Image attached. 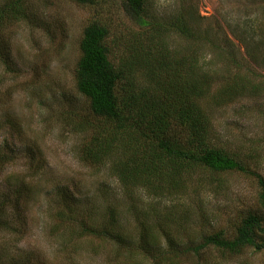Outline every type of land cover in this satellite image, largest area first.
Masks as SVG:
<instances>
[{"label":"rangeland","instance_id":"374dc122","mask_svg":"<svg viewBox=\"0 0 264 264\" xmlns=\"http://www.w3.org/2000/svg\"><path fill=\"white\" fill-rule=\"evenodd\" d=\"M4 1L0 0V5ZM151 1L162 16L182 10L196 32L205 36L194 45L171 34L168 43L184 53H198L199 65L218 80L217 88L224 79L219 77L228 78V70L236 69L215 57L214 42L221 44L222 51L234 52L250 77L257 75L251 79L260 84V93L246 91L223 102L208 98L201 105L212 116L211 143L264 176V0ZM33 4L34 16L33 7L29 9L33 23L15 21L0 27V42L14 65L10 72L0 64V153L12 151L15 157L0 171V201L9 189H15L16 181L34 176L28 169L31 158L41 168L35 179L28 177L33 189L30 200L21 204L17 214L12 202L8 206L13 223L0 229V264H154L137 253L141 237L151 230L160 238V263L170 255V238L186 246L199 244L215 233L229 236L248 211L261 212L257 181L238 172H199L182 194L157 198L144 188L127 191L121 187L113 170L115 162L128 157L121 155V144L116 143L105 160H86L84 149L95 134L93 130L105 121L92 116L75 86L83 30L95 20L110 22L112 39L121 43L118 47L122 50L125 27L131 26L130 30L134 25L122 13L121 0H100L93 7L73 0H38ZM224 35L235 48L226 44ZM247 48L260 65L250 61ZM9 174L15 175V180L9 179ZM198 177L205 182L199 183ZM65 191L74 196L72 214L92 219L91 225L98 226L101 216L116 209L123 228L117 233L137 256L128 259L126 255L119 261L109 243L94 237L78 238L67 227L68 220L61 224V211L66 208L60 205L58 195ZM220 257L209 251L199 258L182 257L178 264H210ZM217 262L264 264V252L249 250L239 259Z\"/></svg>","mask_w":264,"mask_h":264},{"label":"trees","instance_id":"16d2710c","mask_svg":"<svg viewBox=\"0 0 264 264\" xmlns=\"http://www.w3.org/2000/svg\"><path fill=\"white\" fill-rule=\"evenodd\" d=\"M37 1H4L0 5V27L15 21L33 23L29 9L32 10L33 2ZM73 1L89 7L100 2ZM121 7L122 13L134 25L130 30L131 26L125 27L128 29L123 33L125 43L122 50L118 47L121 43L112 39L113 25L104 19L89 23L80 42L81 56L75 71L76 90L88 102L92 116L105 121L93 130L95 134L84 149L85 159L105 160L111 156L114 145L121 144V155L128 154V157L120 158L113 165L121 187L127 191L144 188L149 195L157 198L182 194L199 172L217 175L238 172L257 181V200L261 209V212L248 211L236 222L229 236L227 233H215L204 237L199 244L186 246L170 238V255L165 256L163 262L158 263L163 251L159 246L160 238L153 230L141 237L137 253L154 264H178L182 257L199 258L209 251L221 256L212 259L210 264L239 259L249 250L263 253L264 176L249 169L226 149L211 143L212 116L201 105L202 100L208 98L213 102H223L246 91L260 93V84L251 79L257 75L252 73L250 77V72H245L246 67L237 61L234 52L222 51L221 44L214 42L215 57L225 59L226 64L236 69L228 70V78L219 77L224 79L217 88L218 80L199 65L198 53H184L169 46L171 34L194 45L205 39L189 24L190 17H186V13L180 10L173 16H162L156 12L151 0H121ZM32 12L34 16V7ZM224 38L226 44L235 48L227 35ZM247 51L250 61L260 65L258 58L248 48ZM0 64L7 71L14 72L11 55L1 42ZM139 78L144 79V83H140ZM14 159L12 151L0 153V171L12 164ZM28 169L34 176L41 170L35 158H31ZM34 176L25 175L22 180L16 181L15 189H9L8 196L0 201V229L12 226L8 213L11 202L17 214L21 204L30 200L33 189L27 180L28 177L35 179ZM14 177L11 175L9 179L15 180ZM198 181L201 184L205 182L199 177ZM70 194L65 191L58 195L60 205L66 208L61 211V224L65 223L64 219L68 220L67 227L78 238L94 237L109 243L116 249L117 260L126 255L128 259L137 256L132 254L134 249L129 247V242L117 233L122 225L116 209H110L106 216H101L98 226H94L90 224L92 219L76 218L72 214L71 207L75 204L72 200L74 196Z\"/></svg>","mask_w":264,"mask_h":264}]
</instances>
